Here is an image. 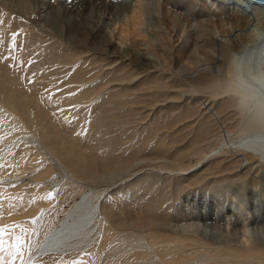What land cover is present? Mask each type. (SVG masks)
Here are the masks:
<instances>
[{
	"label": "bare ground",
	"instance_id": "obj_1",
	"mask_svg": "<svg viewBox=\"0 0 264 264\" xmlns=\"http://www.w3.org/2000/svg\"><path fill=\"white\" fill-rule=\"evenodd\" d=\"M63 1L58 13L54 2L42 0L44 7L31 12L25 22L12 18V14L10 17L0 7V58L7 57L0 65V145L5 146L0 150V194L5 197L0 201V225L22 223L30 230L32 241L39 243L46 237L58 236L62 230L72 233L67 242L43 249L44 254L35 258L36 264H68L73 260L96 264L101 256L102 264H167L161 259L165 256H158L161 251L157 254L148 241L180 245L175 248L184 254V247L192 244L190 249L196 253L191 252L182 264L210 259H219L222 264H264L263 206L249 199L252 215H228L226 219H221L216 210L207 212L205 206L200 211L188 207V219L211 222L204 227L203 222L180 221V207L176 206L181 205V200L191 198L192 202L203 203L230 191L235 201L241 200L246 183L264 179V162L240 152L227 155L226 150L232 147L234 137L256 123L254 117L241 110L226 82L230 76V53L246 42L240 31L264 23V4L252 0H135L138 3L132 22L123 24L129 33L154 39L150 47L156 55L151 57L138 47L137 41L130 39L120 47L113 41L118 38L116 33L108 35L110 32L105 31L107 26L123 20L133 0ZM47 11L52 15L48 17L51 13ZM95 16L97 20L93 19ZM217 19L222 26L229 25L222 27L224 32H235L230 42L218 38L215 32L220 31L212 29ZM13 30H24L25 36L16 35L15 65L7 67ZM123 39L121 42L129 38ZM263 45L264 41L253 46L257 61L264 60ZM22 74L34 86L31 94H14L16 89L12 86V91L11 83L7 85ZM35 98L49 100L48 106L60 110L59 118L56 117L60 121L57 124L54 120L53 125L47 123L45 114L35 112L43 124L38 128H43L47 144L25 127L28 101ZM33 103L29 105L36 104ZM230 106L235 110L228 109ZM236 115L238 119L231 125ZM69 116L77 123L71 125ZM59 124L62 125L57 128ZM82 126L84 133L80 131ZM231 126L235 128L231 130L233 134L229 133ZM217 139L221 147L216 146L217 142L215 147L211 145ZM81 143L91 151V157L85 158L80 152ZM40 145L64 174L49 180L45 187L54 191L58 188V195L66 190V183L61 184L65 177L70 181L81 178L88 186L84 191L80 189L79 197L66 206L53 225L47 221L46 209L33 223L20 217L17 206L27 202L30 192L41 194L43 185L35 183L39 173L12 174L19 167H12V162L23 157L31 159L40 152L33 147ZM204 146L212 147L204 148L207 152L202 160L184 163L185 168L183 154ZM165 163L185 169L163 170L160 167ZM24 186H28L27 192L23 191L25 198L6 199L11 197L6 195L11 193L14 197ZM135 203L138 213L131 217L127 207ZM192 207L196 209L195 205ZM90 208H95V213L90 214ZM169 209L176 211L170 213ZM246 220L248 223H244ZM223 223L230 228L221 227Z\"/></svg>",
	"mask_w": 264,
	"mask_h": 264
},
{
	"label": "rangeland",
	"instance_id": "obj_2",
	"mask_svg": "<svg viewBox=\"0 0 264 264\" xmlns=\"http://www.w3.org/2000/svg\"><path fill=\"white\" fill-rule=\"evenodd\" d=\"M42 0H20V1H18V0H0V7L3 9V11H6L7 12V14L11 17V14H12V18H14L15 19V16L19 19V20H21V21H23V22H25V19H28L27 17H31V15H32V13H34V12H37L39 9H41V8H43L44 7V5H43V3L41 2ZM52 1V3L54 4V6H53V4H52V6H53V8L54 9H56V10H59L58 11V13H60V11H61V7H62V5H60V3L61 2H63V3H65L63 0H51ZM70 1V0H69ZM138 1V0H137ZM137 1H135V0H133L132 1V4H131V9L129 10V12H127L126 14H125V17H123V20L121 21V22H116V23H114V24H111V25H109V27L107 26L106 28H105V31H108V32H110V33H107L108 35H110L111 33H116V35H117V37L118 38H122L121 40H125V39H123V37L125 38V37H128L129 39L127 40L126 39V42L124 41V42H121V40L120 39H118V38H114L113 39V41L115 42V43H117V45H120V47H124V46H126V44H128L129 43V40L131 39V41L132 40H135V41H137V45H138V47L140 48V49H142V50H144V52H146L149 56H151V57H155V55H156V53L154 52V50H152V48L150 47L151 45H152V43L154 42V39H152V38H148V37H146V36H144V35H141L140 37H139V35L138 36H136V35H134L133 33H129V32H127V29H128V27L126 26V24L124 25L123 23L124 22H132V14H133V11H134V9L136 8V4L138 3ZM3 2H5L6 4L4 5V3ZM8 2V3H7ZM39 2H41V3H39ZM58 2H59V4H58ZM3 5H2V4ZM58 4V5H57ZM134 4V6H132ZM40 5H41V7H40ZM64 5V4H63ZM16 6V7H15ZM65 7H66V4L64 5ZM7 8V9H6ZM39 8V9H38ZM11 11V13L9 14V12ZM32 12V13H31ZM48 12V11H47ZM47 12H43L42 13V15L44 16V15H46V13ZM19 13V14H18ZM45 13V14H44ZM48 13H51L50 11L48 12ZM31 14V15H30ZM52 15V13L51 14H49L48 15V17L49 16H51ZM42 16V17H43ZM20 17V18H19ZM24 17V18H23ZM216 17V16H215ZM214 17V18H215ZM44 19L46 18L47 19V17L45 16V17H43ZM45 19V20H46ZM94 20H97V16H95V18H93ZM29 20V19H28ZM28 20H26V22L28 21ZM124 21V22H123ZM2 22V18H0V23ZM143 22H144V20H143ZM143 22L139 25L140 26V28L142 27V24H143ZM224 22H225V20H224ZM221 24V25H220ZM220 25V26H219ZM224 26H222V22L219 20V19H217V20H215V22L214 23H212V29L214 30V31H217V30H219L220 32L218 33V32H215L216 34H217V36H218V38H220V39H225V40H227V41H225V42H230V38H232L231 36H233V35H235V32H228L229 31V29L227 30H225V32L222 30V27H224V28H227L229 25L228 24H223ZM126 30V31H125ZM18 32H15V30H13L12 32L13 33H17V36L18 37H23V36H21V35H18V33H20V34H23V32H24V30H21V31H19V30H17ZM227 31V32H226ZM249 31H250V27H248L247 29H243V30H241L240 31V35L242 36V38L244 39V41H247V37H248V33H249ZM11 32V35L13 34ZM26 32V31H25ZM27 33V32H26ZM221 34V35H220ZM24 35V34H23ZM239 35V34H238ZM16 36V37H17ZM25 36V35H24ZM146 39H148V41L146 40ZM147 42H146V41ZM1 42V41H0ZM126 43V44H125ZM148 43H150V44H148ZM1 46H0V52L2 53L3 52V50L1 51V49L3 48V46H2V44H0ZM2 47V48H1ZM9 54V53H8ZM154 54V55H153ZM10 59H9V63L7 64V67H14V65H15V59H13V57L15 58V48H12L11 50H10ZM12 58V59H11ZM29 59V61H30V58H28ZM0 65L3 63L2 61H6L5 60V58H0ZM14 61V62H13ZM28 61V60H27ZM11 64H13V65H11ZM24 75L22 74L21 75V77L18 79V80H14V81H10V82H8L7 83V85L9 84V83H11V84H9L10 86V88L12 87L13 89H16V91H14L12 88L10 89L9 87L7 88V86H6V88L7 89H10V90H12V91H14V94L16 93V94H18V92H19V94H25L26 92H28V94H31L32 92H33V85L31 84V82H30V79H29V81L27 80L28 78L26 77V76H24ZM23 77V78H22ZM15 79V78H14ZM13 83H15L14 85H13ZM19 85V86H18ZM18 86V87H17ZM24 89V90H23ZM28 89H30V90H28ZM23 90V91H22ZM53 90L55 91H58L59 90V88H53ZM27 94V95H28ZM40 97V96H39ZM42 97V96H41ZM36 99H38V98H35V99H32V101H31V103L32 104H34L33 102H36V104L35 105H29V104H31L29 101H28V110H25V113H26V117L29 119H26L28 122H27V124L25 125V127H26V130H28L29 129V131L31 132V133H35L34 135L35 136H37L42 142H43V144L45 143V144H47L48 143V140L42 135L43 134V131H41V130H43V128L40 130L38 127H39V125L42 127L43 126V124L41 125V123L37 120V117H38V114H41V113H43V114H45L46 116V118H45V120L47 121V123L49 124L50 122H51V124L53 125L54 124V120H55V122L58 124V120L60 121V119H58L57 120V118H59V111L60 110H58L57 108L55 109V108H53L52 106H48V101L47 100H45L44 99V101H46V102H44L42 99L43 98H39L40 99V101H38V100H36ZM43 101V103H41ZM40 103V104H39ZM45 103H46V105H47V107H45ZM37 104H39V105H37ZM42 104V106H40ZM29 106H32V107H29ZM35 106V107H34ZM39 108H37V107ZM51 107V108H50ZM233 108V109H232ZM38 109V110H37ZM49 111H48V110ZM53 109H54V111H53ZM228 109H232V110H235L234 109V106H230ZM40 110H42V111H40ZM44 110V111H43ZM47 110V111H46ZM56 110V111H55ZM38 113V114H36V113ZM54 112H56V113H54ZM29 113V114H28ZM31 113V114H30ZM50 115H49V114ZM57 114V115H56ZM29 115H31V116H29ZM34 115V117H35V120H33L32 119V116ZM76 115L77 114H73L72 116L73 117H76ZM58 116V117H57ZM72 116H69V122L70 121H73V122H70L71 123V125H74V124H76L77 122H75L76 120H74V119H72L73 117ZM31 117V118H30ZM57 117V118H56ZM72 117V118H71ZM78 117V116H77ZM76 117V119H78ZM235 118H233L232 119V123H231V125H233V123H235L236 121H237V119H238V115H236V116H234ZM237 118V119H236ZM32 119V120H31ZM53 121V122H52ZM78 121V120H77ZM32 122V123H31ZM231 122V121H230ZM230 122H229V125H230ZM36 123V124H35ZM32 124H34V125H32ZM32 127H31V126ZM60 125H62V124H59V125H57V128H60L61 126ZM37 126V127H36ZM34 127H35V130L33 131V129H34ZM233 126H231L229 129H230V131H229V133L230 132H232L233 130L235 131V128L233 127ZM82 128V129H81ZM80 128V131H81V133L83 132H86V129H84L85 127L84 126H82ZM32 130V131H31ZM232 130V131H231ZM234 132H232V134H233ZM40 135V136H39ZM219 139H217L215 142L213 141L212 143H214V144H211L212 146H214L215 147V143L218 141ZM45 141V142H44ZM13 141H11L10 143H12ZM219 142V141H218ZM218 142H217V144H216V146L218 145ZM83 143H81L80 145H79V148L81 149H79L80 150V152L82 153V154H84L85 156V158H87L88 156H90L91 157V151L90 150H88V147L86 146V145H82ZM1 146H2V148H4L5 146L2 144V145H0V150H1ZM42 146H44V145H42ZM211 146V147H212ZM36 147H38V148H36ZM36 147H33L34 148V150L35 151H40V152H36V154H34L33 156H32V158L31 159H27V157H23V158H18V161L17 160H15L14 161V163L12 162V167H17V166H19L18 167V169H16V170H18V171H16V170H13L12 171V174H14L15 172V175H17V174H20V175H24V174H26V173H31V174H34V175H37L38 173L40 174V175H37L34 179L36 180L35 181V183H40V185L42 186L43 185V189H42V192H41V194H34V192H30V195H29V198H31V199H29V198H27L28 200H27V202L26 203H24L23 205H22V203H16L17 204V206H18V209L20 210L19 211V215H20V217H23V218H26L27 220H29V221H33L40 213H42V212H46V210H47V221L51 224V225H53L54 223H56V221L61 217V215H63V212H64V210L66 209V206H68L70 203H71V201L73 200V199H76V198H78L79 196L78 195H80L81 193V190L82 191H84V190H86L87 189V183L85 182V181H82L83 179H81V178H79L77 181H74V180H71L70 181V178L69 177H65V180H63V183H61V184H64V183H66L65 185H64V187H63V190H64V188H66V190H64V191H62L60 194H58L57 195V193H56V191H57V189L58 188H56L55 187V196L54 197H56V198H52V199H42V197L44 196V195H46L47 193H49V192H52V191H54V188L53 189H51V188H47V187H45V185L47 184L48 185V183H49V180H51L52 178H54V177H58L59 175V177L60 178H62V177H64V174L61 172H59L58 171V168H57V162L56 161H54L55 159L54 158H52L50 155H49V152L47 153L46 151V149H45V147H43L44 149H42V147H41V145H40V148H39V146H36ZM210 146H209V149L211 148ZM204 148H207V147H203L202 148V150H196V151H192V152H189V153H187V154H183V157L181 158V160H182V162H183V164L182 165H184L185 166V168H186V164H184V163H195V162H198V161H200V159L202 160V157H203V155H205L206 154V152H207V150H205ZM42 149V150H41ZM208 149V148H207ZM208 149V150H209ZM231 148H228V149H226L227 150V155L229 154H235L236 153V151H232V150H230ZM229 150V151H228ZM43 151H45V152H43ZM225 151V150H224ZM226 152V151H225ZM0 154H1V151H0ZM39 154V155H38ZM53 155L55 154V156L56 157H58L59 156V153L58 152H54V153H52ZM226 154V153H225ZM51 157V158H50ZM191 157V158H190ZM60 158V157H59ZM27 160V161H26ZM31 160H33V161H31ZM20 161V162H19ZM191 161V162H190ZM17 163V164H16ZM187 163V164H188ZM48 164V165H47ZM52 165V166H51ZM165 165V166H164ZM162 167H160V168H162L163 170L165 169V170H169L170 168V171L172 170L173 172H175V170H177L178 168H179V170H181V169H185L184 168V166H182V165H180V166H178V168H176L175 166H171V165H169V164H167V163H165ZM47 167V169L46 170H49L50 168V171H44V169ZM163 167H165V168H163ZM176 169H175V168ZM24 169V170H23ZM57 169V170H56ZM20 170V171H19ZM52 170V171H51ZM56 170V171H55ZM41 172V173H40ZM45 172V173H44ZM47 172H48V174H47ZM56 172V173H55ZM9 173H11V172H9ZM22 173V174H21ZM24 173V174H23ZM60 173V174H59ZM56 174V175H55ZM6 176H8L7 174H6ZM40 176V177H39ZM262 176H264V175H262ZM43 177V178H42ZM36 178H38V180L36 179ZM40 178V179H39ZM258 178H260V177H258ZM264 178V177H263ZM44 179V180H43ZM81 179V180H80ZM66 180H68V181H66ZM72 181H73V183H72ZM88 182H92L91 180H87ZM252 182V183H251ZM250 183H246V185H247V187L245 186L243 189H245V190H243L242 189V192L244 191V195H243V198H241V200H237V201H235V197H234V195H233V193H232V191H230V192H228L229 194H227V195H221V196H215V197H211V198H209L208 199V201L207 200H205V201H203V203H202V201H200V203H199V201L197 202V201H195V202H192V201H194L193 199H189V200H186V201H184V200H181L180 202H181V205H176V206H178V207H180L179 208V210H178V213L181 215V218L183 219H181L180 221H182L183 223H185V224H188V223H190V222H200V223H202L201 225H202V227H204V225H208L209 223H211V222H209L208 223V221H202V220H204V219H201V218H197V217H195V218H197V220H195V219H188L189 217H187V215H185V214H188L189 213V210H186V209H188V207H189V209H191V210H202V208H203V206H205V210L208 212L209 211V213H213V212H220V214L222 215L221 216V219L223 218V219H226V218H228L229 216L228 215H233V216H239V218H240V215H241V217H249L250 215H252V206H250V203L248 202V200L250 199V200H253V201H255V203L256 204H258V206H263L262 208L264 209V179H259L258 181L257 180H253V181H251ZM68 183V184H67ZM79 183H81V184H79ZM85 184H86V186H85ZM95 184H98V183H95ZM66 185H67V187H66ZM75 185V186H74ZM83 185V186H82ZM82 186V187H81ZM85 186V187H84ZM28 186H24L23 188H20L19 190H18V192L17 193H15L14 194V197H22V199L23 198H25V197H23V196H25V193L27 192V190L25 189V188H27ZM81 187V188H80ZM67 188H68V190H67ZM81 189V190H80ZM25 193H24V192ZM23 192V193H22ZM19 193V195H17ZM33 193V194H32ZM64 193V194H63ZM68 194V195H67ZM77 194V195H76ZM233 196H232V195ZM6 195V194H5ZM252 195H254V196H252ZM6 196H13V194L11 195V193H9L8 195H6ZM33 196H35V197H33ZM40 196V197H39ZM59 196V197H58ZM61 196V197H60ZM232 196V197H231ZM76 197V198H75ZM220 197H222L221 199H220ZM224 197V198H223ZM230 197V198H229ZM38 198V199H37ZM232 198V199H231ZM33 199H35L34 200V202H32V203H29V201H31V200H33ZM71 199V200H70ZM214 199V201H212ZM217 199V201H215ZM220 199V200H219ZM223 199H226L225 200V202H223L224 204H220V202L221 201H223ZM244 199V200H243ZM44 200V201H43ZM232 200H233V202H232ZM244 201V203H243V201ZM16 201H18V200H16ZM70 201V202H69ZM188 201V202H187ZM38 202H39V204H38ZM42 202H46V203H42ZM54 202V203H53ZM179 202V203H180ZM205 202V203H204ZM40 203H41V205H40ZM210 205H209V204ZM189 204H191L190 206H189ZM207 204V205H206ZM212 204V205H211ZM33 205V206H32ZM192 205L194 206L195 205V207H196V209H194L193 207H192ZM22 206V207H21ZM27 206V207H26ZM49 206V207H48ZM133 206H134V208H133ZM212 206V207H211ZM26 207V208H25ZM47 207H48V209H47ZM131 207V208H130ZM130 207H127L128 209H127V215H129V216H131V215H133V216H131V217H134L137 213H138V205L135 203V204H131L130 205ZM239 207V208H238ZM260 207V208H261ZM24 208V209H23ZM46 209V210H44V209ZM52 208V209H51ZM129 208H130V210H129ZM261 208V209H262ZM42 209H43V211H42ZM231 209V210H230ZM234 209V210H233ZM262 209V210H263ZM22 210V211H21ZM26 210H27V212H26ZM29 210V211H28ZM137 210V211H136ZM216 210V211H215ZM220 210V211H219ZM233 210V211H232ZM50 211V212H49ZM52 211V212H51ZM132 211V212H131ZM169 211H170V213H172V212H174L175 213V211H176V209H174L173 211L172 210H170L169 209ZM30 212H35V213H33V215L30 213ZM240 213V214H238V213ZM243 212V213H242ZM31 215H30V214ZM235 213V214H234ZM26 214V215H25ZM36 216H35V215ZM56 214L58 215V216H56ZM243 214V215H242ZM24 215V216H23ZM28 215V216H27ZM50 215V216H49ZM185 215V216H184ZM249 215V216H248ZM26 216V217H25ZM183 216V217H182ZM189 216V215H188ZM196 216V215H195ZM28 217V218H27ZM186 218V219H185ZM9 219V218H8ZM163 220L165 221L166 220V218H163ZM248 220V219H247ZM244 221V223H248V221ZM53 221V222H52ZM163 221V222H164ZM166 222V221H165ZM181 223V222H180ZM30 224V223H29ZM204 224V225H203ZM224 227L225 229H228V228H230V226L227 228V226H226V224H221V227ZM247 228L248 229H251V226H247ZM250 231V230H249ZM251 231H252V229H251ZM30 237H32L31 235H30ZM33 239V237L31 238V240ZM150 242V243H149ZM156 245H155V244ZM148 244L153 248V249H155L158 253L157 254H159V252L161 251V253L158 255V256H165L164 258H166V257H168V258H166V260L164 259V258H161L162 260H164V262L165 263H173V264H182V262H183V260H185L186 258H189V256H191V252L192 253H194L195 251L194 250H191L190 249V247L192 246V244H191V246H189V245H187L186 247H184V250H185V253L186 254H184V253H182V249H180V250H177L175 247L176 246H180V245H173V244H169L170 245V248L168 247L169 245H167L166 243H163V244H161V242L159 243V244H157V242H152V241H148ZM159 245H160V247H161V249H160V247H159ZM167 245V246H166ZM157 246V247H156ZM172 248H174V249H172ZM187 249V250H186ZM178 251V252H177ZM184 252V251H183ZM189 252H190V254H189ZM196 253V252H195ZM216 255H217V253L218 252H214ZM165 254V255H164ZM184 254V255H183ZM186 255V256H185ZM189 255V256H188ZM173 256V257H172ZM184 256V257H183ZM188 256V257H187ZM172 258V259H171ZM104 259V256H101V257H98V259H97V263L98 264H102L103 263V260ZM170 260V262H169V260ZM176 260V261H175ZM211 260V259H210ZM210 260H207V261H205L204 263L203 262H198V261H192L193 263H191V260L190 261H187L186 263L187 264H222V263H219L218 262V260L217 259H212L211 261ZM179 263H178V262ZM18 262L19 261H17V264H18ZM181 262V263H180ZM96 263V264H97Z\"/></svg>",
	"mask_w": 264,
	"mask_h": 264
},
{
	"label": "clouds",
	"instance_id": "obj_3",
	"mask_svg": "<svg viewBox=\"0 0 264 264\" xmlns=\"http://www.w3.org/2000/svg\"><path fill=\"white\" fill-rule=\"evenodd\" d=\"M262 41L264 23H257L249 31L247 41L230 53V76L226 88L236 98L241 110L256 121L254 127L246 128L233 138L230 150L264 162V60L257 61L253 55V46Z\"/></svg>",
	"mask_w": 264,
	"mask_h": 264
},
{
	"label": "snow or ice",
	"instance_id": "obj_4",
	"mask_svg": "<svg viewBox=\"0 0 264 264\" xmlns=\"http://www.w3.org/2000/svg\"><path fill=\"white\" fill-rule=\"evenodd\" d=\"M16 33L12 34L11 47L15 48ZM7 59V57H5ZM13 59H15L13 57ZM2 166V165H0ZM55 179V178H53ZM55 191L47 193L42 199H52ZM5 197L0 194V201ZM8 200H21L22 197H7ZM34 202V199L29 203ZM13 206V205H10ZM90 214L95 213V208L89 209ZM33 223L36 221L33 220ZM16 229H19L17 232ZM29 229L25 228L22 223L12 225H0V264H36V257L44 254L43 249L56 247L60 243L67 242L72 237V233H65L63 230L58 236L46 237L43 243L33 242L29 235ZM68 264H86L83 260H73Z\"/></svg>",
	"mask_w": 264,
	"mask_h": 264
},
{
	"label": "water",
	"instance_id": "obj_5",
	"mask_svg": "<svg viewBox=\"0 0 264 264\" xmlns=\"http://www.w3.org/2000/svg\"><path fill=\"white\" fill-rule=\"evenodd\" d=\"M252 1L264 4V0H252ZM263 56H264V45H263Z\"/></svg>",
	"mask_w": 264,
	"mask_h": 264
}]
</instances>
